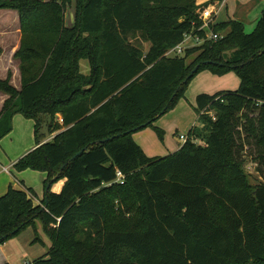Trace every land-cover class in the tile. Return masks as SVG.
I'll return each mask as SVG.
<instances>
[{
    "label": "trees",
    "instance_id": "1",
    "mask_svg": "<svg viewBox=\"0 0 264 264\" xmlns=\"http://www.w3.org/2000/svg\"><path fill=\"white\" fill-rule=\"evenodd\" d=\"M214 5L0 0V10L17 13L21 34V89L0 80V140L15 115L34 120L36 148L15 167L47 174L44 211L32 190L10 188L0 198V245L40 219L51 247L32 264H264V10L250 34L237 20L209 24L217 40L166 57L186 34L206 37L198 30ZM136 35L150 44L146 51ZM203 70L235 71L240 86L198 96L199 127L187 142L147 157L133 134L173 108ZM248 156L256 186L243 172ZM59 181L60 193L51 192Z\"/></svg>",
    "mask_w": 264,
    "mask_h": 264
},
{
    "label": "rangeland",
    "instance_id": "2",
    "mask_svg": "<svg viewBox=\"0 0 264 264\" xmlns=\"http://www.w3.org/2000/svg\"><path fill=\"white\" fill-rule=\"evenodd\" d=\"M206 2L218 4L214 0H197V5ZM224 3L225 5L216 12L217 14L211 22L214 20L213 24H215L228 22L229 20L241 21L246 34H250L254 30L255 22L261 18L262 10H264V0H224ZM74 14L75 5L73 3L67 7L65 12L66 27L73 26ZM205 24L201 28L210 33L205 28ZM224 35H226V32L221 33V36ZM140 36L136 35L133 42L136 43L138 40L142 43L141 46L144 51H146L150 44ZM20 39L17 13L10 10H0V80L7 81L17 91L21 89L19 59L16 58L17 51L20 48ZM80 71L83 75L89 74L88 62L83 60L80 62ZM240 82V77L235 71L223 75L213 74L208 70L197 73L185 86L174 107L154 122L151 127L134 133V140L149 158L159 159L174 154L183 145L179 140L180 137H187L189 131L199 125L197 97L200 95L213 96L221 92H234L240 86ZM5 99L6 96L0 92V111ZM211 114L213 115V113ZM58 120L56 122L61 126ZM41 134H44L46 140L52 139V136L46 132L45 126L42 127ZM36 143L35 121L22 115H15L12 119L11 132L0 140V170L1 166L8 167L15 163L17 159L19 161L21 156L28 155L36 147ZM246 150H248V154L252 153L249 148ZM10 172L15 178L13 181L10 180L12 186L17 181L23 182L36 195L35 199L38 203L44 200L43 180L47 178L46 173L31 169L18 171L15 164L12 165ZM243 172L250 186H256L261 181L256 166L249 156L245 159ZM7 176L9 175L3 174L0 180L5 179ZM61 182L64 181H59L56 184ZM36 238L38 240L34 242ZM50 247L51 242L46 235L44 225L40 219H36L30 227L21 231L15 238L0 245V264H24L26 262L32 264L40 257H44Z\"/></svg>",
    "mask_w": 264,
    "mask_h": 264
},
{
    "label": "crops",
    "instance_id": "3",
    "mask_svg": "<svg viewBox=\"0 0 264 264\" xmlns=\"http://www.w3.org/2000/svg\"><path fill=\"white\" fill-rule=\"evenodd\" d=\"M210 1V0H209ZM214 1H217V0H214ZM222 3L221 4H219V6H218V4H215L214 5V8H215V10H217L216 12H218L219 11V9H221L222 8V6H224L225 5V3H224V0L223 1H221ZM3 11H5V10H3ZM217 14V13H216ZM216 14L214 15V17L216 16ZM213 17V18H214ZM214 21V20H213ZM238 21V20H237ZM241 22V21H240ZM214 23V22H213ZM222 23V22H221ZM256 23L257 22H255V26H256ZM243 24V23H242ZM255 28V27H254ZM237 90V89H236ZM196 127H199V125L198 126H196ZM137 143V142H136ZM36 148V147H35ZM35 148H33V150L35 149ZM32 150V151H33ZM23 156H25V155H23ZM23 156H21L19 159H21ZM18 161V159L15 161V163H12V165H14V164H16V162ZM12 165H10V166H8V167H4V166H1V170H0V177H3V174H5V175H9V176H7V177H5V179H1L0 180V194H2V195H0V198L1 197H3L6 193H7V191L10 189V188H12V189H14V190H20V191H24V192H28L27 190H31V189H29V188H27L25 185H24V183L23 182H19V181H17L15 184H14V186H12L11 185V182H10V180L11 181H13L15 178H14V176H12V173L10 172V170H11V168H12ZM11 176V177H10ZM46 181V179H44L43 180V188H44V190H45V185H44V182ZM63 184H64V182H61L60 184H56V185H54L52 188H51V192H53V193H56V194H58V193H60V191H61V189H62V187H63ZM36 196V195H35ZM36 197H34L33 198V203H34V205L35 206H41L42 208L44 207V205H42V202L41 203H38L37 202V200L35 199ZM38 239L36 238V240H34V242H36ZM40 258H42V257H40ZM5 264H9V263H5Z\"/></svg>",
    "mask_w": 264,
    "mask_h": 264
},
{
    "label": "built area",
    "instance_id": "4",
    "mask_svg": "<svg viewBox=\"0 0 264 264\" xmlns=\"http://www.w3.org/2000/svg\"><path fill=\"white\" fill-rule=\"evenodd\" d=\"M216 11L214 12L213 16L204 25L206 29H209L208 24H211V23L213 24V21L211 22V20L213 19L214 15L216 14ZM200 30H203V28H200L198 30V32ZM218 38H219V36L217 34H213L212 32L207 33L205 38H200L197 34H194V32H192L190 34H186L183 38V41L180 44H178L175 48H173L172 50H170L166 53V57H170V58L179 57L184 53L185 50H187L191 47L200 46L203 43H205L206 41H210V40L215 41ZM58 122L62 125V119L61 118H59ZM179 140L181 141V143L185 144L188 140V137L181 136ZM121 178H122V176H121V174H119L118 175V182L121 181ZM24 264H29V263L26 262Z\"/></svg>",
    "mask_w": 264,
    "mask_h": 264
},
{
    "label": "water",
    "instance_id": "5",
    "mask_svg": "<svg viewBox=\"0 0 264 264\" xmlns=\"http://www.w3.org/2000/svg\"><path fill=\"white\" fill-rule=\"evenodd\" d=\"M197 69H198V68H195V70L192 72L191 75H193V74L197 71ZM191 75H190V77H191ZM190 77H189V78H190ZM135 131H136V130H135ZM111 139H113V138H111ZM109 140H110V139H109ZM109 140H105V141H103V142H101V143H104V142L109 141ZM97 144H98V143H97ZM80 154H81V152H79V153L77 154V156H75L74 158H72V159L69 161V163L72 162V161H73L76 157H78ZM57 178H58V176L54 177V178H53V181L57 180ZM50 186H51V184H47V186H46V192L49 190ZM44 210H45V207H43V208L41 209V211H44Z\"/></svg>",
    "mask_w": 264,
    "mask_h": 264
}]
</instances>
